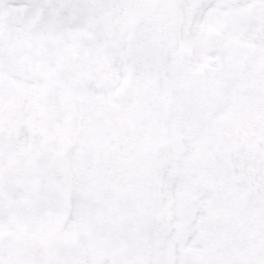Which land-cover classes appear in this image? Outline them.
<instances>
[{
	"label": "snow or ice",
	"instance_id": "obj_1",
	"mask_svg": "<svg viewBox=\"0 0 264 264\" xmlns=\"http://www.w3.org/2000/svg\"><path fill=\"white\" fill-rule=\"evenodd\" d=\"M0 264H264V0H0Z\"/></svg>",
	"mask_w": 264,
	"mask_h": 264
}]
</instances>
